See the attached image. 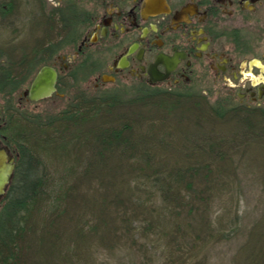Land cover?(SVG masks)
Here are the masks:
<instances>
[{
  "label": "trees",
  "instance_id": "16d2710c",
  "mask_svg": "<svg viewBox=\"0 0 264 264\" xmlns=\"http://www.w3.org/2000/svg\"><path fill=\"white\" fill-rule=\"evenodd\" d=\"M34 1L42 3L0 0L3 28ZM41 63L29 41L0 45V135L17 153L0 204V264H93L95 255L120 251L147 263L152 251L160 264H209V250L239 231L241 168L255 170L264 186V160L253 158L264 154V110L137 82L80 93L42 118L13 102ZM263 222L231 264H264Z\"/></svg>",
  "mask_w": 264,
  "mask_h": 264
},
{
  "label": "flooded vegetation",
  "instance_id": "af4514ba",
  "mask_svg": "<svg viewBox=\"0 0 264 264\" xmlns=\"http://www.w3.org/2000/svg\"><path fill=\"white\" fill-rule=\"evenodd\" d=\"M29 21L30 53L44 59L35 69L57 72V93L60 73L77 84L72 73L81 82L83 72L103 69L101 84L104 77L167 90L209 83L207 97L222 81L236 89L235 102L264 110V0H42L32 2ZM0 145L16 165L2 135Z\"/></svg>",
  "mask_w": 264,
  "mask_h": 264
},
{
  "label": "rangeland",
  "instance_id": "374dc122",
  "mask_svg": "<svg viewBox=\"0 0 264 264\" xmlns=\"http://www.w3.org/2000/svg\"><path fill=\"white\" fill-rule=\"evenodd\" d=\"M48 2V1H47ZM32 9H28V5L22 3L18 9L17 14L11 22L12 26L9 28L5 27L6 22L2 23L3 26H0V45L9 40L13 41V45L16 47H21L26 45V42L30 40L28 33V25L31 17ZM13 29H17L19 33L17 35L13 34ZM103 73V69H99L95 73L85 76V80L73 84L72 81L65 77L63 73H60L61 81L60 88L65 90L64 97L54 95L49 99H45L36 103L26 102L23 99V92L28 88V85H25L19 92H17L13 97L14 104L20 105L22 110L30 115H39L42 118L47 116L56 115L62 109L65 108L68 101L71 97L78 95L80 93H85L86 95H96L100 91H109L118 88L129 89L137 84L135 80H132L129 77H124L117 79L115 82H107L101 84L95 79ZM84 79V77L82 78ZM66 84L68 87H64ZM213 87L212 84H200L196 86L195 90L197 92H202L206 94L207 87ZM193 87V86H192ZM212 95L208 98L211 103H216L222 98H227L230 94H235V90L226 87L225 83L222 81L218 82V85L214 86ZM6 107V102L0 97V112ZM3 126V125H2ZM13 153L14 151L11 150ZM253 158L258 163L264 160V154L254 153ZM262 159V160H261ZM51 164L55 162L50 159ZM59 163V162H56ZM241 185L237 193V200L239 199L238 204V215L240 217V228L238 233H236L234 239L226 244H221L213 247L208 252L209 264H231L232 257L236 251L244 245L247 240L248 231H250L255 225H257L264 218V186L259 180L258 173L255 170L241 168L240 172ZM229 207L230 204H228ZM1 208V206H0ZM223 211L221 206H217L214 209L215 215ZM264 223V222H263ZM264 224L261 226L262 230ZM260 232V231H259ZM154 252H150V257L152 260L150 263L148 259L142 257H135L130 255L126 251L117 252L113 257H110L105 252L100 253V255L94 256L93 264H160L159 260H156V257L153 255Z\"/></svg>",
  "mask_w": 264,
  "mask_h": 264
},
{
  "label": "water",
  "instance_id": "95a60500",
  "mask_svg": "<svg viewBox=\"0 0 264 264\" xmlns=\"http://www.w3.org/2000/svg\"><path fill=\"white\" fill-rule=\"evenodd\" d=\"M150 72L155 81L162 80L164 77L153 69ZM57 79V72L53 68L48 66L40 68L34 76L28 89L23 92V97L27 98V100L31 103H36L49 99L54 95H59L56 91ZM103 82H109V80L104 77ZM15 168L16 165L14 159L0 145V200L4 199L6 196Z\"/></svg>",
  "mask_w": 264,
  "mask_h": 264
}]
</instances>
